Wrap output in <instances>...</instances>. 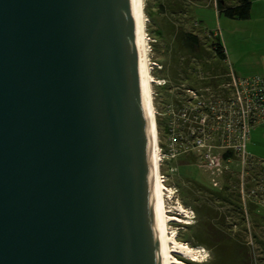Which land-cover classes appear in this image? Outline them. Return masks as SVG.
I'll use <instances>...</instances> for the list:
<instances>
[{"label":"water","instance_id":"95a60500","mask_svg":"<svg viewBox=\"0 0 264 264\" xmlns=\"http://www.w3.org/2000/svg\"><path fill=\"white\" fill-rule=\"evenodd\" d=\"M0 264H163L135 0H0Z\"/></svg>","mask_w":264,"mask_h":264},{"label":"rangeland","instance_id":"374dc122","mask_svg":"<svg viewBox=\"0 0 264 264\" xmlns=\"http://www.w3.org/2000/svg\"><path fill=\"white\" fill-rule=\"evenodd\" d=\"M157 1L159 0H144V12L145 36H147V64L152 79L150 86L157 147L163 151L161 144L165 146V141L169 136L166 106L177 91L173 86L193 85L190 82L193 78L191 77L187 81L185 76L190 75L194 69L205 76L221 73L217 75L220 77L224 75L225 70H232L237 77L251 75L264 77V0H250V14L245 19L231 18L223 12H218L215 8L216 0H202L197 3L183 0L185 3L190 4L188 5L190 6L188 14L186 12L180 15L175 14L171 19L175 21L177 28L190 30L199 37L202 53L205 52L206 54L202 59L190 54L185 56L178 52L173 54L169 51L172 45L166 48L172 40V36L167 33L170 18L158 14L155 16L154 22L150 23L148 15L151 9L156 8ZM225 1L227 4H232L236 3L237 0ZM188 6L185 8L188 9ZM158 28H165V32L162 37H157L155 40L149 30L155 32ZM217 41L224 48L225 60H219L213 49H211L212 42ZM174 62H178L179 65H183L184 62H187V64L184 65V69H178V72L181 71L180 77L171 80L169 74ZM159 80H165L166 84L161 85ZM246 152L257 160L264 161V124L257 125L250 130L249 137L246 140ZM230 166L238 171L240 162L232 161ZM161 167L162 173H165L168 177V180L166 179L167 181L163 182L165 185V211L170 217H176V220L171 219L167 222L166 231L168 235L175 233L174 236L178 241L191 247L202 248L207 253L205 255L202 253L201 257L203 259L200 258V260H197L198 256L195 260H192V258L178 252H174L173 255L187 264H220L219 261L222 255L223 258L228 257L229 252L222 248L220 250L218 246L207 239L202 240L194 237L196 221L200 216V213L194 210V207L198 206L195 198L204 197L206 192L194 189L195 184L193 181L208 187L209 180L206 173L196 166L192 159L187 161L186 158L181 156L178 159H171L167 163L164 162ZM170 168H173V170ZM169 187H172L171 190ZM205 196L208 197V195ZM209 204L213 206L218 214L221 213L224 216L223 221L227 224V232H231L230 234L233 237L240 235L245 242L247 238L248 242L251 240L252 264H264V207L250 210V214L246 215V219L242 223L236 215V211L232 212L233 207L229 203L220 202L217 198H213L209 201ZM180 207L185 209V213L180 211ZM204 211L202 217L207 218Z\"/></svg>","mask_w":264,"mask_h":264},{"label":"built area","instance_id":"2783aa9c","mask_svg":"<svg viewBox=\"0 0 264 264\" xmlns=\"http://www.w3.org/2000/svg\"><path fill=\"white\" fill-rule=\"evenodd\" d=\"M219 74L207 82L198 73L205 83L173 86L177 91L166 106L169 136L161 144L163 151L157 147L160 178L162 183L168 180L161 164L180 156L192 159L214 188L228 187L236 177L238 205L246 219L249 209L264 207V161L246 152L250 130L264 124V77H237L232 70ZM232 161L240 162L238 171L230 166Z\"/></svg>","mask_w":264,"mask_h":264},{"label":"trees","instance_id":"16d2710c","mask_svg":"<svg viewBox=\"0 0 264 264\" xmlns=\"http://www.w3.org/2000/svg\"><path fill=\"white\" fill-rule=\"evenodd\" d=\"M189 1L197 3L202 0H189ZM188 5L190 4L185 3L183 0H159L156 3L155 6L156 8L151 9L148 12L150 23L154 22L155 16L158 14H162L164 17L170 18L168 20L170 22L167 28V33H169L172 36V40L169 42V46L167 45L166 48H169L170 45H172L169 51L173 54L177 52L181 53L184 56L190 54V55H194L197 58L202 59L203 57H205L206 54L205 52L202 53L203 51L199 44V37L190 30H183L182 28H177L175 21L171 19V17H173L175 14L180 15L183 12H186V14H188V10L190 7ZM187 6L188 9L185 8ZM215 8L218 12H223L228 17L245 19L249 17L251 2L250 0H237L236 3L227 4L225 0H216ZM144 11H145V7H144ZM149 31L156 40L157 37L163 36L165 32V28L164 29L158 28L155 32L151 29ZM210 46H212L211 49H213L214 54L218 56L219 60L226 59V53L220 42L218 41L212 42ZM177 63L178 62H174L173 67L170 69L169 76L171 80H176L177 78H179L181 71L178 72V69H184V65L187 64V62H184L183 65H179ZM212 75L205 76L206 78H208L207 82L215 80L211 78ZM191 77L193 78L190 81L193 84L192 86H195L200 82H204V83L206 82V80L198 77V72L196 71V69H194L190 75L185 76V79L189 81ZM206 176L208 177L207 174ZM228 178L229 177H225L226 180H228ZM193 182L195 184V185L193 184L194 189L196 188L197 191H204V193L206 192L205 195H208V197L204 195V197L195 198V201L198 202V206L194 207V210L195 212H199L200 216L197 218L198 220L196 221V229L194 231V237L202 240L207 239L215 246H218L219 249L222 248L225 251L229 252L227 254L228 257L223 258L222 255V258L219 261L220 264H252L253 261L251 260V257L253 251L250 246L252 242H248L247 240L248 238L246 239L245 242L240 235L233 237L230 234L231 232H227L226 229H228V227H226L227 224H225L223 221L224 216L221 215V213L218 214V212L213 209V206L209 204V201L213 198H217L220 202L223 201L225 203H229V205L233 207L232 212L236 211L235 212L236 215L242 221V223H244V212L242 208L239 207L238 205L239 194L235 190L236 177L232 178V183L230 186L228 187L224 186L223 188L212 187L210 180L208 187L203 186L198 182L195 181ZM201 208L203 209L200 210ZM203 210H205L204 213L206 214L207 218L202 217ZM250 210L253 209H249L248 214H250Z\"/></svg>","mask_w":264,"mask_h":264},{"label":"bare ground","instance_id":"6f19581e","mask_svg":"<svg viewBox=\"0 0 264 264\" xmlns=\"http://www.w3.org/2000/svg\"><path fill=\"white\" fill-rule=\"evenodd\" d=\"M136 2V16H137V30H138V42H139V52L141 57V72L143 81V91H144V101H145V111L146 120L148 126L149 134V145L151 152V162L153 168L154 176V192H155V202L157 209L158 226L160 231V242L162 250L163 264H187L183 261L177 259L173 253L178 252L184 256H188L195 260L203 259L201 257L202 253L207 254L202 248H195L188 246L187 244L178 241L175 238V233L168 235L166 231L168 220L174 219L170 217L165 211V185L161 182L160 178V167H159V151L157 148V135L156 126L154 118V109L152 102V92L150 82H152L151 74L148 68V54H147V36H145V12H144V0H135ZM160 171V172H159ZM180 211L185 213V209L180 207ZM188 224V223H186ZM174 232V231H173Z\"/></svg>","mask_w":264,"mask_h":264}]
</instances>
